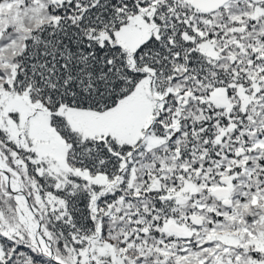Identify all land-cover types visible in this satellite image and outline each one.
<instances>
[{
	"label": "snow or ice",
	"instance_id": "snow-or-ice-1",
	"mask_svg": "<svg viewBox=\"0 0 264 264\" xmlns=\"http://www.w3.org/2000/svg\"><path fill=\"white\" fill-rule=\"evenodd\" d=\"M0 264H264V0H0Z\"/></svg>",
	"mask_w": 264,
	"mask_h": 264
}]
</instances>
